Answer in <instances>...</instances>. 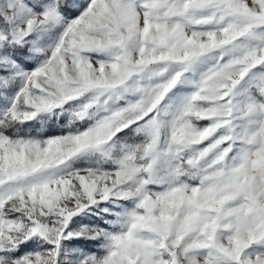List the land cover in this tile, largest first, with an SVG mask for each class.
I'll return each mask as SVG.
<instances>
[{
	"label": "snow or ice",
	"instance_id": "snow-or-ice-1",
	"mask_svg": "<svg viewBox=\"0 0 264 264\" xmlns=\"http://www.w3.org/2000/svg\"><path fill=\"white\" fill-rule=\"evenodd\" d=\"M0 264H264V0H0Z\"/></svg>",
	"mask_w": 264,
	"mask_h": 264
},
{
	"label": "trees",
	"instance_id": "trees-1",
	"mask_svg": "<svg viewBox=\"0 0 264 264\" xmlns=\"http://www.w3.org/2000/svg\"><path fill=\"white\" fill-rule=\"evenodd\" d=\"M62 122H65V123H62ZM65 124H66V121L61 120L59 124L51 123L50 125L41 127L40 125L33 122V123H30L29 125H26L20 132V135L22 136L31 135L33 137L41 139L43 136H50L51 134H57L59 132H64L67 129L65 128L64 130L63 129L64 126L59 129V126L65 125ZM87 248H89V245H87Z\"/></svg>",
	"mask_w": 264,
	"mask_h": 264
},
{
	"label": "rangeland",
	"instance_id": "rangeland-1",
	"mask_svg": "<svg viewBox=\"0 0 264 264\" xmlns=\"http://www.w3.org/2000/svg\"><path fill=\"white\" fill-rule=\"evenodd\" d=\"M62 123H65V122H62ZM64 125H60L59 126V129L60 128H62ZM64 130H65V128H63ZM65 131H67V130H65ZM64 131V132H65ZM64 132H59V133H57V134H51L50 136H55V135H60V134H64ZM45 137H49V136H43L41 139H43V138H45ZM88 249H90V250H92V251H96L97 250V246L96 245H89V248Z\"/></svg>",
	"mask_w": 264,
	"mask_h": 264
}]
</instances>
